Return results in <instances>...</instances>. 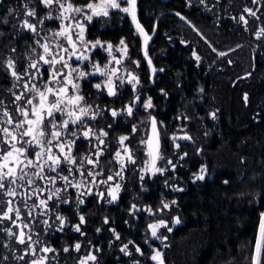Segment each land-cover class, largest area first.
<instances>
[{
	"label": "trees",
	"instance_id": "obj_1",
	"mask_svg": "<svg viewBox=\"0 0 264 264\" xmlns=\"http://www.w3.org/2000/svg\"><path fill=\"white\" fill-rule=\"evenodd\" d=\"M28 2L0 0V61L14 58L18 71L26 67L34 46L32 34L20 27ZM73 2L84 5L88 0ZM29 7L36 8L38 17L47 12L39 0H31ZM9 9L13 11L9 13ZM138 16L154 35L148 55L158 70L155 75L127 14L112 11L107 17H97L86 32L93 42L98 39L119 45L123 39L129 50L127 61L140 78L143 95L131 117L126 113V105L135 95L131 87H121V96L111 97L94 87L98 80H82L83 94L99 112L94 128L109 131L108 147H103L101 157L103 178L120 167L115 160L120 135L128 137L136 157L135 163L125 165L124 173L120 171V200L108 205V196L100 200L94 192L84 196L85 203L77 207L75 189L61 192L72 203L54 199L49 201L47 215L41 214L42 209L34 211L32 239L39 237L55 249L47 254L48 264H79L88 251L97 256L88 264H157L150 259L154 249L163 253L165 264H251L253 239L264 213V0H139ZM45 27L56 29L57 24L46 21ZM220 52L227 55L220 56ZM92 56L101 64L107 62L99 48ZM13 83L0 64V98L6 103ZM149 97L152 107L146 109ZM112 109L121 114L113 117ZM151 117L161 134L158 168L163 171L155 174L148 170L151 162L148 165L144 144ZM181 133L184 139L179 141ZM88 141L78 140L74 153L88 154ZM199 175L204 179H197ZM106 185L99 188L104 190ZM165 203L170 205L168 209H163ZM57 214L65 218L62 231L57 230ZM80 215L85 217L80 225L84 235L72 227L80 223ZM161 219L172 231L161 227L157 235L167 239L151 237L148 228ZM45 220L47 225L39 223ZM3 226L11 225L5 221ZM129 241L144 255L136 253L133 244H129L131 256L121 252ZM77 242L82 245L79 252L73 247ZM24 247L0 232V264H27L34 259H17ZM65 247L68 252L63 251ZM4 256L8 259L3 260Z\"/></svg>",
	"mask_w": 264,
	"mask_h": 264
},
{
	"label": "snow or ice",
	"instance_id": "obj_2",
	"mask_svg": "<svg viewBox=\"0 0 264 264\" xmlns=\"http://www.w3.org/2000/svg\"><path fill=\"white\" fill-rule=\"evenodd\" d=\"M30 2L31 0L23 6L24 18L20 25L22 29L32 34L34 43L26 67L23 71H18L17 62L12 57L0 61L4 70L14 81L12 88L8 89L11 99L6 103L3 98H0V232L12 238L17 244L25 246L22 250L23 255L17 259L37 257L29 260L27 264H48L50 258L47 254L55 252V249L44 245L39 237L36 240L32 239L30 226L34 223V220L31 219L33 212L36 209H42L41 214L47 215L49 201L54 199L59 203H72L70 199L60 195L61 192L68 193L69 189L77 191L75 202L79 207L85 203L84 196L93 194L88 189L89 183L108 184L116 177L122 178L121 172L118 171L114 175H108L106 179L99 181L96 179L97 176L103 175L100 161L105 149L101 145L104 144L102 137L107 136L108 133L103 129L97 132L88 125L87 120L89 118L96 119L99 112L98 110L94 111L92 105L86 103L84 96L80 93V84L77 81L96 73L106 76L107 80L104 82V86L107 88V94L115 96L117 91L112 77L115 76L121 84L124 83V80L117 75L118 69H109L108 65H104L102 68L99 63H93L94 73H86L80 70L79 66L73 67V63L79 65L83 61H89L91 58L85 53L92 49L103 48L109 55L113 50V45L110 43L105 45L98 39L94 42L85 40L86 27L82 21L91 22L93 17H107L110 10H119L130 17L136 31L144 36L145 46L151 37L145 33L138 21V0H88L82 6L75 5L73 0H39V3L48 10L42 17H38L35 7H29ZM203 2L204 0H201V3ZM8 11L11 13L13 10L9 9ZM244 11L255 16V12L251 9L245 8ZM181 18L183 19V17ZM53 20L59 21L56 29L46 30L45 22ZM240 20L247 24L244 16H241ZM4 23L7 21L5 20ZM42 33L46 34L42 35ZM120 45H124V48L120 50L126 55L127 46L123 39L120 41ZM144 55L147 57L146 50ZM193 55L196 56V53L194 52ZM219 55L225 56L227 53L220 52ZM196 59L199 60V56H196ZM113 60L116 64L121 63L116 57H113ZM134 63H137L138 66V62ZM148 63L151 64L150 59ZM58 65L59 67H57ZM133 81L138 83V78L129 73L127 82L135 88L136 83ZM94 87L100 89L101 84H96ZM14 88L19 91H13ZM136 99L139 100V97ZM144 107L146 109L152 107L150 97ZM126 110L128 115H132V106H128ZM111 115L116 117L118 112L112 110ZM109 127L111 126L109 125ZM151 128L158 149L159 133L154 117L151 119ZM81 138L89 141L95 138L96 144H90L88 154L78 156L74 153V148ZM127 139V136L119 138L124 155L120 150L115 153V159L120 164L121 171L125 167V156L128 161L135 163L130 150L124 144ZM147 144L151 157V168L148 170L153 174L162 172L163 169L155 166L158 156L152 150L153 140L149 139ZM173 167L175 166L173 165ZM97 169L101 170L97 171ZM78 176L81 179L77 180ZM197 179L203 180L204 176L199 175ZM58 182L61 183L60 187H56ZM119 189V183L114 186L109 185L108 195L111 197V201L117 199ZM98 195L103 197L104 193L101 192ZM28 201H32V203L29 205ZM132 207L135 208V205ZM169 207V204H163V209ZM25 209L26 211H24ZM147 211L152 213L151 208ZM55 220L60 224L57 230L62 231L65 218L57 214ZM5 221H8L11 226L4 227ZM79 221V224L72 226L73 230L84 235L80 225L85 223V217L80 215ZM179 222V218H176L175 223ZM39 223L47 225L48 222L45 220L39 221ZM105 223L108 221L105 220ZM48 226L51 227V225ZM161 227L167 228L169 232L172 231L166 221L161 219L148 225V228L151 229V236L156 239H167V237L157 235ZM13 228H16L17 231H13ZM25 229H29V231L26 232ZM99 231L100 229H97V232ZM112 231L115 232L114 229ZM115 238L119 240V234H115ZM129 244H133L136 253L144 255L141 248L133 241L124 244L120 251L131 256ZM3 247H8V245L3 244ZM73 247L75 251L79 252L82 245L77 242ZM63 251L68 252L69 248L65 247ZM95 251L99 252L100 249ZM38 253L45 255L39 256ZM7 259V256L3 257V260ZM51 259H55V257H51ZM150 259L156 261L157 264H165L163 253L158 249L153 250ZM96 260L97 256L92 251H88L79 260V264H88L89 261L95 262ZM134 264H139V261H135ZM251 264H264V219L260 221L257 235L253 239Z\"/></svg>",
	"mask_w": 264,
	"mask_h": 264
},
{
	"label": "rangeland",
	"instance_id": "obj_3",
	"mask_svg": "<svg viewBox=\"0 0 264 264\" xmlns=\"http://www.w3.org/2000/svg\"><path fill=\"white\" fill-rule=\"evenodd\" d=\"M43 6V5H42ZM77 6H82V5H77ZM48 11V10H47ZM112 11H119V10H110V13L112 12ZM109 13V14H110ZM125 14V13H124ZM54 15H55V13H54ZM101 17V16H100ZM97 17H93V20L94 19H96ZM29 19H31V18H29ZM92 20V21H93ZM91 21V22H92ZM54 22L56 23V24H58L59 23V21H55L54 20ZM84 24H85V27H86V31H85V33H84V38H85V40H87V41H90V40H88L87 39V34H86V32H87V26H88V24L89 23H91V22H87V21H82ZM45 29L47 30V29H50V28H46L45 27ZM52 30H55V29H52ZM44 34H46V33H42V35H44ZM93 42V41H92ZM103 43H105V45L106 44H108L109 42H103ZM111 44V43H110ZM113 45V44H112ZM122 48H124V45H113V50H112V54L111 55H109V53L107 52V51H105L103 48H99V49H101V51L104 53V54H106V56H107V63L105 64V65H108V68L109 69H111V68H116V69H118V67H120L121 68V73H119V74H117L120 78H122L123 80H124V83L123 84H121L120 83V80H118L115 76H113L112 77V79H113V82H114V84L116 85V91H117V93H118V91H119V89H120V86L122 87L123 85H127V84H129L131 87H132V84L131 83H128L127 82V80H128V77H129V73H131V75H133V76H135V77H137L138 78V83H136L135 81H133V83H136V87L135 88H133V90H134V93H135V96H134V99H133V102L130 104V105H128V106H132V108H133V113H134V111H135V109L140 105V100H141V97H142V93H141V85H140V80H139V76H138V74H137V70H135L132 66H131V64H128V58H129V51H128V49H127V54L125 55L124 54V52L123 51H121L120 49H122ZM94 50L95 49H92L91 51H89V52H86L85 54L86 55H89L90 56V60L89 61H83L82 63H80L79 65H77V63H73V67H76V66H79L80 67V70H82V71H84V72H86V73H94V69H93V67H92V64L93 63H98V61L97 60H93V56H92V54H93V52H94ZM113 57H116L117 59H119L120 61H121V63L120 64H116L115 63V61L113 60ZM101 66V65H100ZM57 67H59V65L57 66ZM102 68L104 67V66H101ZM89 77H94L96 80H98L99 82H100V84H101V88L100 89H103V91H105L106 93H107V88L104 86V82L107 80V77L106 76H101V75H99L98 73H96V74H92V75H87V76H85L84 78H89ZM83 79V78H82ZM82 79H79L77 82L80 84V88H81V82H82ZM13 91H19V89H13ZM137 97H139V100H137L136 98ZM147 101V100H146ZM146 101H145V103H146ZM127 106V107H128ZM92 108H93V110L94 111H96V107L95 106H93L92 105ZM132 113V114H133ZM97 117V116H96ZM104 137H102V139H103ZM147 141V140H146ZM122 151V150H121ZM146 152H147V155H148V160H147V162H148V165L150 164V161H151V157L149 156V150L147 149V147H146ZM122 155H124V153H123V151H122ZM126 159H127V156H125L124 157V161H125V164H127L128 163V161H126ZM159 161H160V157H158V160H157V163H156V167L158 168V165H159ZM121 176H122V174H121ZM123 177V176H122ZM76 179L77 180H79V179H81V178H79V177H76ZM120 179H122L121 177H119V178H115L113 181H110L106 186H105V189H104V193H105V196H108V199H107V204L108 205H112V204H116V203H118L119 202V200H120V197H121V193H122V191H123V186H122V183L120 182ZM116 183H119L120 184V189H119V191H118V193H117V199L115 200V201H111V197L108 195V189H109V185H112V186H114ZM61 186V183L60 182H58L57 183V185H56V187H60ZM48 187H51V185H48ZM88 189H90L91 191H92V193H94V192H99L101 189L99 188V183H96V184H92V183H89L88 184ZM21 191H23V190H21ZM88 196V195H87ZM17 200H19V198H17ZM28 203H29V201H28ZM30 204H31V202H30ZM29 204V205H30ZM26 210V209H25ZM37 210V209H36ZM35 210V211H36ZM17 223H20V221H17ZM14 231H17V229L16 230H14ZM25 231L26 232H28L29 231V229H25ZM158 233V232H157ZM152 237V236H151ZM154 238V237H153ZM38 255L39 256H43V255H45L44 253H38ZM37 257H35L34 259H36Z\"/></svg>",
	"mask_w": 264,
	"mask_h": 264
},
{
	"label": "flooded vegetation",
	"instance_id": "obj_4",
	"mask_svg": "<svg viewBox=\"0 0 264 264\" xmlns=\"http://www.w3.org/2000/svg\"><path fill=\"white\" fill-rule=\"evenodd\" d=\"M127 49H128V47H127ZM129 51V50H128ZM99 63V62H98ZM107 63V62H106ZM106 63H104V64H101V63H99L101 66H104ZM128 64H130L129 62H128ZM118 65V64H117ZM133 67V66H132ZM137 72V71H136ZM119 73H121V68L120 67H118V73L117 74H119ZM157 73V72H156ZM138 74V73H137ZM139 76V75H138ZM91 78H94V77H89V78H83L82 80H90ZM95 79V78H94ZM139 80H140V78H139ZM97 84H100V82H98ZM81 87H82V82H81ZM126 88V87H131L129 84H127V85H123L122 86V88ZM131 89L133 90V88L131 87ZM119 92H121V86H120V89H119V91H118V93H117V95H115V96H111V97H119V96H121V94H119ZM133 92H134V90H133ZM80 93H81V95H83L84 96V98H85V101H86V103L87 104H90V105H93L91 102H90V100L86 97V95L85 94H83V92H82V88H80ZM135 94V93H134ZM135 96V95H134ZM134 96H133V98H132V100H131V102H129L127 105H126V109H127V106L128 105H130L132 102H133V99H134ZM140 106V105H139ZM138 106V107H139ZM137 109V108H136ZM135 109V110H136ZM112 110H115V109H112ZM111 110V111H112ZM118 112V115H120L121 114V112L120 111H117ZM135 112V111H134ZM126 113H127V110H126ZM134 114V113H133ZM132 114V115H133ZM117 115V116H118ZM127 115H128V113H127ZM132 115H129L130 117L132 116ZM137 116L136 115H134V118L135 119H137L136 118ZM133 118V117H132ZM153 117H151V119H152ZM95 120H98L97 119V117H96V119H88L87 120V123H88V125H90V126H92L93 127V129L95 130V131H97V132H99V130L100 129H103L104 131H106L107 133H108V135H109V131L107 130V129H105V128H100L99 130H97V128L95 127L94 128V121ZM157 130H158V133H159V142H158V157H159V151H160V148H161V134H160V131H159V129H158V127H157ZM108 135L107 136H105L104 138H103V140H104V144L103 145H101V147H108V144H107V141H106V138L108 137ZM121 136H124V135H120L119 137H118V143H117V145H115V146H117V151L118 150H122V146L120 145V143H119V138L121 137ZM177 138H179L180 140L179 141H181V139H184V134L183 133H181V134H179V135H177ZM149 139H152L153 140V147L154 146H156V139H155V136H154V133H153V131H152V128H151V126H150V131H149V133L147 134V136H146V138H145V146L147 147V149L149 150V147H148V144H147V141L149 140ZM147 140V141H146ZM179 143V142H178ZM178 143H176V144H178ZM90 144H96V140H95V138H92L90 141H88V146L90 147ZM124 144L127 146V148L130 150V145L127 143V141H125L124 142ZM75 147H76V145H75ZM74 152H75V148H74ZM130 152H131V150H130ZM131 155H132V158L135 160L136 159V157H134V155L131 153ZM116 160V159H115ZM158 160V159H157ZM157 160H156V163H157ZM117 161V160H116ZM126 161H128V159H126ZM128 162H130V161H128ZM151 162V161H150ZM100 163H101V161H100ZM118 163V162H117ZM101 165H102V163H101ZM120 165V164H119ZM126 165V164H125ZM125 168V167H124ZM101 169H97V171H100ZM103 170V169H102ZM118 171H121V167H118V169L115 171V172H118ZM104 172V171H103ZM122 173H124V169L122 170ZM108 176V175H107ZM106 176V177H107ZM79 177V176H78ZM80 178V177H79ZM96 179H97V181H99V180H101V179H106V178H103V175L102 176H97L96 177ZM100 183H99V187H100ZM104 193V190H100L99 191V193ZM98 192L97 193H95V194H99ZM105 197V193H104V196L103 197H100L99 196V199L100 200H102L103 198Z\"/></svg>",
	"mask_w": 264,
	"mask_h": 264
},
{
	"label": "water",
	"instance_id": "obj_5",
	"mask_svg": "<svg viewBox=\"0 0 264 264\" xmlns=\"http://www.w3.org/2000/svg\"><path fill=\"white\" fill-rule=\"evenodd\" d=\"M138 3H139V0H138ZM137 18H138L139 23L142 25V23H141L140 20H139V16H138V5H137ZM133 27H134V29H135V25H134V24H133ZM142 27H143L145 33H147V34L151 37V39L148 40V42H147V46H145V43H144V36L141 35V34H139V33L136 31V29H135V31H136L137 35L142 39V52H143V56H144L145 61L148 63V60L150 59V57H149V55H148V48H149V46H150V44H151V41H152L154 35L149 34L148 31L144 28L143 25H142ZM145 50L147 51V57H145V55H144ZM150 60H151V59H150ZM148 65H149V67H150V69H151V71H152V74L155 75V73H156L158 70L154 67L153 62L151 61V64L148 63ZM152 150H153L154 153L158 156V149H157V147L154 146ZM262 219H264V213H263V215H262L260 221H261ZM259 223H260V222H259Z\"/></svg>",
	"mask_w": 264,
	"mask_h": 264
}]
</instances>
